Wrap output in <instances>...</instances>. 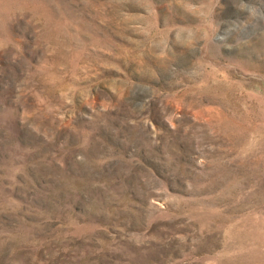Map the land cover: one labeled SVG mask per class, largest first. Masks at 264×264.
I'll list each match as a JSON object with an SVG mask.
<instances>
[{"label": "rangeland", "instance_id": "374dc122", "mask_svg": "<svg viewBox=\"0 0 264 264\" xmlns=\"http://www.w3.org/2000/svg\"><path fill=\"white\" fill-rule=\"evenodd\" d=\"M0 264H264V0H0Z\"/></svg>", "mask_w": 264, "mask_h": 264}]
</instances>
